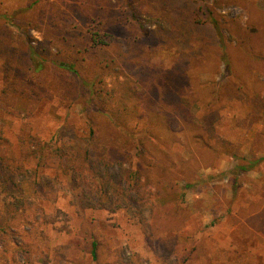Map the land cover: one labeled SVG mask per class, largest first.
Masks as SVG:
<instances>
[{"label":"rangeland","instance_id":"1","mask_svg":"<svg viewBox=\"0 0 264 264\" xmlns=\"http://www.w3.org/2000/svg\"><path fill=\"white\" fill-rule=\"evenodd\" d=\"M154 1L175 33L160 35L150 0H0V147L14 171L37 168L24 156L32 137L84 142L93 127L99 142L123 154L113 151L109 162L125 160L131 189L143 186L160 203L154 218L144 205L81 208L74 203L81 189L50 163L39 169L52 179L44 195L35 177L22 182L33 204L5 224L0 264H264V0ZM107 4L115 22L105 53L74 58L50 39L59 11L84 34L105 18L99 9ZM138 47L144 51L131 64L171 71L176 90L198 118L214 119L212 128L182 122L175 130L119 91L135 85L123 62ZM61 61H75L81 76ZM96 74L114 80L116 99L128 100L124 126L88 104L83 79ZM171 173L174 188L165 181ZM17 193L0 182V211Z\"/></svg>","mask_w":264,"mask_h":264},{"label":"trees","instance_id":"2","mask_svg":"<svg viewBox=\"0 0 264 264\" xmlns=\"http://www.w3.org/2000/svg\"><path fill=\"white\" fill-rule=\"evenodd\" d=\"M150 2L151 8L149 12L157 20L159 19L160 35L163 36L167 32L175 33V28H173L171 21L159 12V8H155L157 1L152 2L150 0ZM99 10L107 19L104 18L98 21L96 26L92 24L94 28H88L84 34H80V32L74 30L75 25L67 21V14L64 11H59L56 19L52 21L55 25L52 28L57 29L58 32L57 34L50 35V39L56 41L58 44L62 43L66 45L71 50L74 58L76 54L82 53V51L93 54L105 53L102 45L108 44L105 37L110 35L109 31L114 26L115 21L112 20V16L115 13V8L107 4L103 5ZM95 11H98V9H95ZM95 18L93 19L95 20ZM214 20L218 23L217 19ZM49 27H51V24H49ZM31 47V51L35 53L36 50L33 46ZM219 50L220 53L222 52V59L225 60L224 47H219ZM143 51V48L138 47L131 51L130 57L126 56L124 58L123 65L131 70L135 85L130 86L124 83L120 86L119 91H122L123 95L132 92V95L129 94V96H133L134 101H138L143 110L156 117L162 114L167 120V123L175 126V130L182 127V122L212 128L214 119L209 114L198 118L190 109L188 98H185L183 95L184 92L180 94V91L176 90L175 76L171 71L152 62H133L134 66L131 64ZM225 62L226 69H230L228 59ZM75 63V61H61L60 65L67 71L81 76V72ZM112 81L114 80L110 82ZM110 82L102 74H96L90 79H83V83L90 89V97L87 102L91 107L93 106L94 110L92 111L99 109L98 112L100 111L105 114L111 122L119 126H124L126 123L123 119L120 120V116L127 111L128 100L116 99L115 85L110 84ZM174 93L177 98L172 100ZM1 137L2 133L0 131V143L3 140ZM30 150L31 153H24V156L26 158H29L30 155L33 156L37 161V168L29 169L25 168L23 166L24 164H21L18 167L22 171L16 172L7 161V155L2 152L0 147V182L6 187L18 192V196H15L13 201L5 203L7 211H0V237L5 228V224H9L13 214L19 213L28 204H33L31 200L22 196L24 193L22 182L25 178L35 177L36 190L41 195L46 193L52 179L46 174L41 177L39 169L50 167V163L68 175L69 182L73 184L75 189H81L77 194L78 201L74 202L81 208H102L115 211L116 208L114 206L121 207L130 205L133 208H137L144 205L146 210L150 211L148 217L153 216V218L157 214L155 212L160 210V203H157L152 198L150 199V190L144 189L143 194L140 191L143 189V186H140V190L138 189V191L131 189V186L126 181L125 167H123L125 160L123 158H116L112 164L109 162L111 158L108 155L113 151L119 155L123 154L116 151L115 145L105 144L102 141L99 142L93 127L91 134L85 138L84 142L81 138H74L73 143L63 142L60 145H55L52 141L32 137ZM241 168L247 170L250 167L243 165ZM128 170L130 171V169ZM165 181H168L171 187H175L174 180H172V173L171 176L165 175ZM144 184L147 185L146 183ZM187 185L190 186L191 184L188 183ZM104 195H107L110 201L106 202L103 200ZM149 206L150 208H148ZM7 214L10 215L8 216ZM146 225L147 227H151L150 223H146ZM96 249L97 242L93 241L92 255L94 257L97 255Z\"/></svg>","mask_w":264,"mask_h":264},{"label":"clouds","instance_id":"3","mask_svg":"<svg viewBox=\"0 0 264 264\" xmlns=\"http://www.w3.org/2000/svg\"><path fill=\"white\" fill-rule=\"evenodd\" d=\"M61 204L63 203L62 201L60 202ZM51 209L49 208V211H50Z\"/></svg>","mask_w":264,"mask_h":264}]
</instances>
